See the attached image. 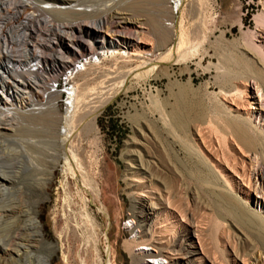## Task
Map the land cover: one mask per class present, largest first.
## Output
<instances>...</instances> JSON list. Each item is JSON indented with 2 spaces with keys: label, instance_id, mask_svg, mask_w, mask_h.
Returning a JSON list of instances; mask_svg holds the SVG:
<instances>
[{
  "label": "bare ground",
  "instance_id": "1",
  "mask_svg": "<svg viewBox=\"0 0 264 264\" xmlns=\"http://www.w3.org/2000/svg\"><path fill=\"white\" fill-rule=\"evenodd\" d=\"M196 3L186 5L182 20L176 22L177 0H0V264H50L58 245L45 238L38 208L49 198L57 167L65 188L68 177L75 178L74 166L78 172L84 170L80 147L72 141L95 136L96 114L114 89L142 68L168 66L196 40ZM189 7L193 9L187 14ZM190 22L194 30L187 39L184 29ZM215 52L201 54L200 64L213 59ZM260 76L255 73L254 82L264 88ZM60 77L66 79L67 87L58 88ZM212 85L222 90L220 101L228 111L237 118L249 117L252 106L245 82L232 78ZM176 88L175 116L167 115L166 121L176 133L191 139L215 184L220 180L248 201L250 166L245 155L255 149L257 138L240 123L219 117V107L207 108L200 99L196 101L197 94L193 106L187 103L185 99L194 91ZM164 170L168 177L159 196L149 184L150 190H139L133 197L143 210L134 211V203L127 224L131 237L124 241V249L130 264H224L210 251L201 217L205 216L209 232L215 233L223 248L229 240L219 237V229L227 227L225 232H230V227L202 206L190 208L189 187L201 181L199 176L173 175L167 165ZM91 189V203L98 202L99 195ZM202 189L204 194L212 190ZM63 193L71 237L80 239L66 189ZM220 193L215 195L224 200L239 225L252 220L228 194ZM87 216L85 229L91 238L86 248L92 249L99 238ZM246 249L235 253L232 264H248L251 250Z\"/></svg>",
  "mask_w": 264,
  "mask_h": 264
},
{
  "label": "rangeland",
  "instance_id": "2",
  "mask_svg": "<svg viewBox=\"0 0 264 264\" xmlns=\"http://www.w3.org/2000/svg\"><path fill=\"white\" fill-rule=\"evenodd\" d=\"M191 2L177 0L176 22L182 20L184 8ZM196 2L198 9L193 19L199 28L196 40L191 41L180 56H174L168 66L142 68L130 74L121 88L114 89L112 98L96 114L95 136L88 135L72 141L80 147L84 170L78 172L74 166L75 178L68 177L65 188L62 186L64 175L57 167L48 188L49 198L38 208V220L45 238L58 245L50 264H130L124 241L131 237L127 224L131 220L132 206L137 203L133 197L140 193L139 190H150L149 184L154 188L151 189L153 194L159 196L158 193L163 190L161 184L168 177L165 165L176 176L181 173L198 175L201 181L195 184L196 187H189L192 194L190 208L202 206L208 214L217 216L220 223L230 227V232H225L227 227L219 229V237L227 236L229 240L228 246L223 248L216 242L215 233L209 232L205 216L201 217L210 251L224 264H232L231 258L235 253L240 255L247 248L251 250L246 257L248 264H264V88L256 87L253 78L255 73L259 74L264 82V0ZM192 9L189 7L186 13ZM231 28L235 30L224 36L223 33ZM193 30L194 24L190 22L184 29L187 39L191 38ZM214 52L216 56L213 59L207 58L204 64H200L201 54L209 56ZM232 78L248 86L247 100L252 106L249 117L241 114L237 118L235 113L228 111L220 101L222 90L212 85ZM65 80L64 77L58 79V88L68 86ZM176 87L194 91L185 99L187 103L193 106V103L201 100L207 108L219 107V117L240 123L257 138L255 149L245 155V162L250 166L248 201L229 191L220 180L219 184H215L214 175L208 173L191 139L185 134L176 133L172 124L166 121L167 115L175 116L174 100L179 94ZM59 105H62V101ZM178 113L181 114V111ZM167 127L169 130H166V134L164 129ZM194 161L197 163L195 167ZM140 180L141 183H137ZM90 186L99 195L98 202L91 203ZM203 187L212 190L204 194L205 191H201ZM65 189L71 214L75 217L74 223L82 239L71 237V225L66 222L63 211ZM220 192L228 194L226 196L239 204L244 214L252 220L239 225L232 218L224 200L215 195ZM134 206V211L143 210L140 203ZM101 208L105 213L100 212ZM87 213L99 238L92 249L86 248L91 238L86 230L89 227ZM63 244H67L65 252Z\"/></svg>",
  "mask_w": 264,
  "mask_h": 264
}]
</instances>
